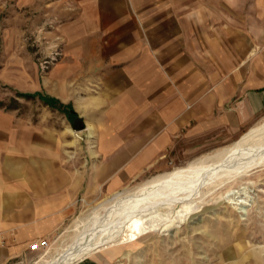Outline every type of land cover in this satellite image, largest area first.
<instances>
[{
	"label": "crops",
	"instance_id": "0c3cea01",
	"mask_svg": "<svg viewBox=\"0 0 264 264\" xmlns=\"http://www.w3.org/2000/svg\"><path fill=\"white\" fill-rule=\"evenodd\" d=\"M246 3L65 0V47L69 59L77 60L71 64L110 67L104 78L108 92L90 98L79 94L77 106L75 95L65 93L67 119L84 114L96 135L88 140L95 146L87 155L92 164H59L66 161L57 153L70 144L66 136L60 141L51 132H31L30 142L17 139L19 149L25 143L38 146L40 136L50 146V163L26 172L4 165L1 171V163L14 160L4 154L8 136L0 130V264L25 246L29 253L40 252L29 249L28 242L52 239L75 195L114 193L122 181L166 158L181 141L230 136L264 115V0ZM247 22L255 35L248 45ZM231 39L239 55L232 69L229 57L215 69L207 56L199 59L198 50L229 49ZM253 43L256 51L247 61L243 53ZM86 51H93V57ZM5 169L13 183L6 182ZM96 253L73 264H108L113 256Z\"/></svg>",
	"mask_w": 264,
	"mask_h": 264
},
{
	"label": "rangeland",
	"instance_id": "374dc122",
	"mask_svg": "<svg viewBox=\"0 0 264 264\" xmlns=\"http://www.w3.org/2000/svg\"><path fill=\"white\" fill-rule=\"evenodd\" d=\"M219 1L214 0L215 5ZM246 2L251 4V0ZM246 29L248 45L255 35L248 32V22ZM233 40H230L229 49L198 50L199 59L207 56L215 69L220 68L223 58L229 57L232 69L239 58ZM65 45V0H0V130L5 137L8 136L4 154L14 160L1 163V171L4 165L15 164L26 172L39 170L43 164L50 163V146H44L40 136L37 137L38 146L25 143L28 151L23 145L19 149L17 139L21 136L25 139L31 132L35 135L51 132L54 140L59 138L60 141L66 136L70 144L57 148V153L66 155V161L59 164L71 168L80 163L92 164L87 155L95 146L88 140L96 135L84 114L71 121L67 119L65 93L75 95L74 106H77L79 94L90 98L108 92L110 83L104 78L109 76L110 67L71 64L77 60L69 59ZM217 45L221 44H214ZM253 45L243 53L247 61L254 57L256 49H252ZM91 53L86 51L87 56L93 57V51ZM51 96L55 98H49ZM46 99L55 103L48 105ZM263 120L264 115L230 136L215 134L206 140L181 141L167 151L169 155L166 158L149 164L137 176L122 181L114 193L83 191L75 195L68 206L65 221L51 233L53 238L49 240L41 236L27 244L29 248L35 240L47 239L48 249L29 253L25 246L5 264H44L59 257L73 247L84 230L94 223L96 215L104 213L102 208H97L98 205L116 192L133 189L156 175L214 155L231 146L241 134ZM75 133L80 138L75 137ZM30 149L33 152H29ZM5 170L6 182L13 183L8 170ZM201 193L203 198L194 204L197 207L195 213L177 227L144 234L127 244L113 241L111 244L117 245L107 244L96 254H113L108 264H264V165L219 186L204 187Z\"/></svg>",
	"mask_w": 264,
	"mask_h": 264
},
{
	"label": "bare ground",
	"instance_id": "6f19581e",
	"mask_svg": "<svg viewBox=\"0 0 264 264\" xmlns=\"http://www.w3.org/2000/svg\"><path fill=\"white\" fill-rule=\"evenodd\" d=\"M261 165H264V120L214 155L156 175L133 189L116 192L98 205L104 213L95 216L94 223L73 247L44 264H73L101 251L107 244H127L144 234L177 227L195 213V201L203 198L204 187L235 180Z\"/></svg>",
	"mask_w": 264,
	"mask_h": 264
},
{
	"label": "built area",
	"instance_id": "2783aa9c",
	"mask_svg": "<svg viewBox=\"0 0 264 264\" xmlns=\"http://www.w3.org/2000/svg\"><path fill=\"white\" fill-rule=\"evenodd\" d=\"M49 241L47 239H38L34 243H30L29 248L32 250H46L49 248Z\"/></svg>",
	"mask_w": 264,
	"mask_h": 264
},
{
	"label": "trees",
	"instance_id": "16d2710c",
	"mask_svg": "<svg viewBox=\"0 0 264 264\" xmlns=\"http://www.w3.org/2000/svg\"><path fill=\"white\" fill-rule=\"evenodd\" d=\"M28 96V95H27ZM29 96H31V95H29Z\"/></svg>",
	"mask_w": 264,
	"mask_h": 264
}]
</instances>
